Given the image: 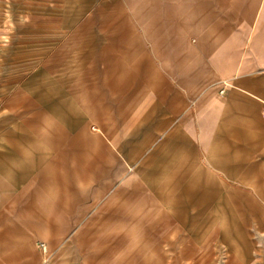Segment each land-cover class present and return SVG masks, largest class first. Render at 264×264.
Returning a JSON list of instances; mask_svg holds the SVG:
<instances>
[{
	"label": "crops",
	"instance_id": "obj_1",
	"mask_svg": "<svg viewBox=\"0 0 264 264\" xmlns=\"http://www.w3.org/2000/svg\"><path fill=\"white\" fill-rule=\"evenodd\" d=\"M215 2L211 6L205 0H141L133 13L136 22L119 14L118 3L91 14L86 22L98 20L117 29L105 37L108 43L99 49V37L87 36L78 56L66 60L63 80L51 83L50 76L47 82L43 78L41 99L34 105L41 116L21 129L25 137L42 142L40 148L32 149L33 154H41L42 174L39 177L33 171L28 177L15 166L18 170L10 181L0 179V210L4 209L0 221L13 217V211L20 212L17 228L25 221L32 229H47L45 251H51L56 240L84 218L76 241L97 220L104 228L115 223L125 228L132 220L134 229H125L130 239L138 229L147 226L149 233L156 227L148 214L136 215L141 208L131 204L169 203L182 187L190 188L193 203H209L211 186L261 184L264 170L253 174V155H264V77L223 79L230 84L221 96L220 83L212 84L217 75L194 73L193 59L182 57L185 54L175 49L173 43L185 42L183 36H156L155 42L167 44L150 51L146 36L133 33L134 23L145 27L190 25L192 14L171 13L162 18L160 13L217 10L223 1ZM146 9L159 11V15L145 18L142 11ZM252 18L250 49L255 65L264 67V2L256 15L254 10L253 17L251 11L247 14L240 37H228L221 52L238 53L239 39L247 35L245 26ZM121 26L127 27L118 29ZM225 33L229 36L228 26ZM205 48L218 55L215 46ZM76 65L80 72L71 74ZM51 139L56 140L55 146ZM50 154L54 155L51 165L61 170L65 198L59 205L49 202L46 209L40 198L44 188L48 192ZM131 163H138L141 180L157 198H148L138 181L133 182V190L125 186L108 195L109 180L128 174ZM104 195L108 199L99 207L100 214L90 213Z\"/></svg>",
	"mask_w": 264,
	"mask_h": 264
},
{
	"label": "rangeland",
	"instance_id": "obj_2",
	"mask_svg": "<svg viewBox=\"0 0 264 264\" xmlns=\"http://www.w3.org/2000/svg\"><path fill=\"white\" fill-rule=\"evenodd\" d=\"M140 1L0 0V179L3 182L12 179V173L18 170L17 167L22 168L19 172H27L28 177L33 171L39 172V177L42 174L41 154H33L32 150L40 148L42 142L36 138L25 137L26 133L21 129L27 121L41 116L34 105L40 102L43 78L47 82V77L50 76L51 83L63 80L66 60L78 56L81 44L87 40V36L99 37L98 49L108 43L105 37L116 27L106 26L98 20L86 22L91 14L101 7L111 9L118 3L117 6H121L122 11L119 14L136 22L133 13ZM205 1L211 6L216 3L215 0ZM221 1L223 3H219L217 10L181 9L177 12L160 13L162 18L171 13L178 16L192 14L194 17L189 21L190 25L145 27L134 23L133 33L146 36V46L150 51L167 44L155 42L156 36L170 33L183 36L185 42L179 39L173 43L175 49L185 54L182 57L193 59L194 73L200 71L211 73L212 76L217 75L212 83L214 85L223 79L235 77H264V67L255 65L250 49L253 18L250 24L245 26L247 35L239 39L241 42L238 53L231 56L232 52H221L228 37H240V27L242 23L246 24L247 14L251 11L253 17L254 10L256 15L264 0ZM142 14L149 18L150 14L159 15V11L149 12L146 9ZM197 23L203 25L197 26ZM226 26L230 29L229 36L225 33ZM126 27L121 26L118 29ZM206 34L209 35L203 42V36ZM206 45L215 46L218 55L207 51ZM80 68L78 65L73 66L70 73L76 74ZM235 80L237 78L233 80L234 87ZM93 128L95 126H92L91 130ZM50 141L52 146H55L53 142L56 143V140ZM53 158L54 155L50 154L48 192L47 188H44L40 198L43 199L46 209L49 202L59 205L65 198V188L61 178L59 179L61 170L51 165ZM137 169L138 163H131L128 174L109 180L112 184L107 191L110 192L108 195H115L125 186L133 190V182L138 181L148 198H157L156 194L144 185L145 181L141 180ZM262 169L264 170V155H253V174ZM261 180L260 185L253 187L211 186L209 203H193L190 188L182 187L172 196L175 200L169 203L154 201L145 202L144 205L131 204L141 208L139 213L135 212L136 215L148 214L154 219L156 227L149 233H146L147 226L143 230L138 229L130 239L127 238L125 229H134L136 223L132 220L128 221L125 228H120L118 223L104 228L97 220L85 231L82 239L76 241L80 224L86 221L84 218L67 229L59 240H56L51 251H45V246L49 244L48 235H45L47 229H32L25 221L21 222V225L18 224L20 226L17 228L16 222L20 221L17 216L20 212L13 211L10 212L13 217L0 221V262L264 264V174ZM144 192L140 197H145ZM106 199L108 198L105 195L99 198L90 213H97ZM2 212L4 209L0 210V213ZM144 233L147 235H143ZM13 257L17 259L14 260Z\"/></svg>",
	"mask_w": 264,
	"mask_h": 264
},
{
	"label": "built area",
	"instance_id": "obj_3",
	"mask_svg": "<svg viewBox=\"0 0 264 264\" xmlns=\"http://www.w3.org/2000/svg\"><path fill=\"white\" fill-rule=\"evenodd\" d=\"M229 84H230V82L227 81V80H223V81L220 82V87H219V89H220V95H221V96H224V94H225V92H226V89H227V87L229 86ZM261 114H262V116H263V118H264V100L262 101Z\"/></svg>",
	"mask_w": 264,
	"mask_h": 264
}]
</instances>
